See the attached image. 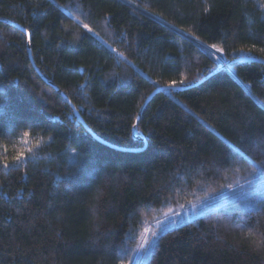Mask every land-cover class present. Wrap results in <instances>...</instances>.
I'll return each instance as SVG.
<instances>
[{"label": "trees", "instance_id": "trees-1", "mask_svg": "<svg viewBox=\"0 0 264 264\" xmlns=\"http://www.w3.org/2000/svg\"><path fill=\"white\" fill-rule=\"evenodd\" d=\"M261 49L264 0H0V264H128L166 200L264 174V63L237 60ZM259 199L166 230L148 264H264Z\"/></svg>", "mask_w": 264, "mask_h": 264}, {"label": "rangeland", "instance_id": "rangeland-1", "mask_svg": "<svg viewBox=\"0 0 264 264\" xmlns=\"http://www.w3.org/2000/svg\"><path fill=\"white\" fill-rule=\"evenodd\" d=\"M218 60L223 64L222 57ZM257 173L236 172L233 181L219 188L197 187L189 197L168 199L154 208L143 217L142 231L128 264H148L159 236L166 230L196 220L209 211L231 208L243 201L254 206L264 193V174Z\"/></svg>", "mask_w": 264, "mask_h": 264}, {"label": "snow or ice", "instance_id": "snow-or-ice-1", "mask_svg": "<svg viewBox=\"0 0 264 264\" xmlns=\"http://www.w3.org/2000/svg\"><path fill=\"white\" fill-rule=\"evenodd\" d=\"M76 19L79 20V17H77ZM82 28L84 30L88 31V32H93L94 31L89 26V24H87V23L82 24ZM27 31L28 30H25V32H27ZM95 34L99 35L98 33H95ZM28 35H29V40H30V33H28ZM189 35H194V34L189 33ZM195 39L199 40V37H195ZM201 43H203L205 48L208 49V51L206 53L207 55L215 56V57H217V59H219L225 53V48L224 47H218L216 44L208 45L206 42H203V41H201ZM252 47L254 48L255 45H253ZM247 50L251 51L252 49L250 48V49H247ZM260 51L264 52V49H261ZM233 59H235V58H233ZM214 67H216V66L214 65ZM221 70H225L226 71V70H229V69L221 68ZM156 83L158 84L159 82H156ZM186 83H188L187 78H183V79H180V80L172 79V80H170L168 82L167 87L170 88V89L171 88H177L180 85H184ZM40 98L43 99L42 96ZM5 99H6L5 93L4 92H0V104H2L5 101ZM45 104H49L50 105V101L45 100ZM137 119H139V115L137 116ZM21 122H24V121L23 120H17L13 125L21 123ZM28 122H30V124L32 126H35V127H41V128H43L45 130L48 128L47 121H45L42 125L41 124H34L31 121H28ZM29 135H30V133L28 131H24L23 132V136L25 138H27ZM28 151L31 152L30 149ZM71 152L74 153V155H71V157H70L71 166L73 168H77V167H80L82 165H86L88 169H94L95 168L96 161H95V159L90 158V156L88 154H82L81 151L78 150L77 148H72ZM25 159H26L25 158V151L21 150L15 156L12 157V162L14 164H16L17 166H19L20 164L25 163ZM255 163L256 162L253 161V164H255ZM3 165H4L5 168L9 167L8 160H4L3 161ZM229 187H231V186L229 185ZM121 264H123V261L121 262Z\"/></svg>", "mask_w": 264, "mask_h": 264}, {"label": "water", "instance_id": "water-1", "mask_svg": "<svg viewBox=\"0 0 264 264\" xmlns=\"http://www.w3.org/2000/svg\"><path fill=\"white\" fill-rule=\"evenodd\" d=\"M27 34H28V33H27ZM28 36H29V35H28ZM203 45H204V44H203ZM29 51H30V50H29ZM30 58H31V52H30ZM237 60H244V61L254 60V61H257V62H262V63H264V60H262V59H260V58L257 59V58L251 57V56H247V57H244V56H242V57H238ZM31 61H32V58H31ZM32 63H33V62H32ZM229 64H230V61H226L225 63L219 65V67H218L217 70H220L221 68H224L225 66H227L228 68H230ZM47 82H48L50 85H52V86L55 88L56 91H58L61 95H63V96L65 97V99L67 100V102L70 103V105L73 107V109H74V111H75V114L77 115V117L79 118V120L82 121L83 124H85L83 118L80 116V114H79L78 110L76 109V107L71 103V101L67 98V96L64 95V93L61 91V89H60L58 86H56L55 84H53L51 81L47 80ZM161 88L163 89V88H168V87H167V86L159 87V88L155 89V90H154V91L148 96V98H146V100L143 102L144 104L141 106V108L139 109V111H138V113H137V116L139 115V118H140V116H141V112H142L143 108L145 107V105L147 104L148 100H149V99H150V98H151L156 92H158L159 89H161ZM177 88H180V87H177ZM168 89H170V88H168ZM173 89H176V88H173ZM138 120H139V119H136V123L134 124L135 126L133 127V133H135V130H136V127H137L136 125H137V123H138Z\"/></svg>", "mask_w": 264, "mask_h": 264}]
</instances>
